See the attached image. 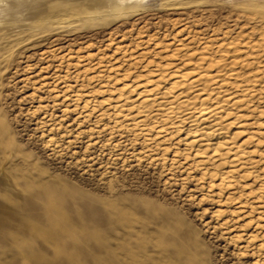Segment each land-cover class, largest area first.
I'll return each mask as SVG.
<instances>
[{"label": "rangeland", "instance_id": "rangeland-1", "mask_svg": "<svg viewBox=\"0 0 264 264\" xmlns=\"http://www.w3.org/2000/svg\"><path fill=\"white\" fill-rule=\"evenodd\" d=\"M0 264H264V0H0Z\"/></svg>", "mask_w": 264, "mask_h": 264}, {"label": "bare ground", "instance_id": "bare-ground-1", "mask_svg": "<svg viewBox=\"0 0 264 264\" xmlns=\"http://www.w3.org/2000/svg\"><path fill=\"white\" fill-rule=\"evenodd\" d=\"M170 83V82H169ZM176 83V82H175ZM175 86V84H174V81H172L170 84H169V88L171 89H173V88H175L174 87ZM146 91V90H145ZM140 94V93H139ZM181 95V94H180ZM212 95V94H211ZM158 95H156V96H147L148 98H144V100H143V102H145V106L143 107V108H145V107H148V108H150V107H152V106H154V105H156L157 103H158V101H159V98H160V96L159 97H157ZM184 97V96H183ZM177 98H179V96H174L173 97V100H170L169 101V103H168V101H166L167 102V106L168 107H166L167 108V110H172V108L174 107L175 108V104H177L176 102L179 100H177ZM190 98V97H189ZM189 98H188V100H184L183 101V103H184V105L183 106H185L186 108L184 109V110H182V112L184 111H187L186 113H184V114H190V110H191V108L193 107L194 108V102L195 101H193V100H189ZM198 98V97H197ZM196 99V98H195ZM181 100V99H180ZM142 102V101H141ZM147 102V103H146ZM160 102V101H159ZM179 102V101H178ZM182 102V101H181ZM165 103V102H164ZM201 103V102H200ZM204 104V103H203ZM161 105V104H160ZM178 105H180V104H178ZM142 106V105H141ZM140 106V107H141ZM157 106V105H156ZM177 106V105H176ZM211 105H209L208 107H205V105H204V107L202 106V108H200L199 109V112H198V114L197 115H195V116H193V117H188V116H185L184 114H183V120H188V127H189V129H188V131H187V135H188V141L190 140V142L192 143V144H196L197 145V152H202V153H204V152H206V151H208V152H210L211 153V156H213L214 158H216L217 160H221V159H223L222 157H223V155H225V154H230V152H238L239 151V147H236V146H234L233 144H231L230 142L228 143L226 140L227 139H225V137H223V130H222V128L221 127H218V122L217 121H219V120H214V114L215 113H217V112H215L216 111V107L214 108H211L210 107ZM164 107V106H163ZM164 107V108H165ZM138 108V107H137ZM159 108H160V106H159ZM161 108H162V105H161ZM163 108V109H164ZM218 108V107H217ZM221 107H219V109H220ZM223 108V107H222ZM151 109V108H150ZM141 110L143 111V109H141L140 108V110L138 109L137 111V113H139V114H141L140 112H141ZM146 111H149V109H145ZM161 110V109H160ZM159 110V111H160ZM181 110H180V108L178 109V111H176V112H181ZM223 110V109H222ZM222 110H220V112L222 111ZM152 111V110H151ZM174 111V110H173ZM172 111V112H173ZM219 111V110H218ZM134 112V111H133ZM160 112H162V110L160 111ZM159 112V113H160ZM167 112V111H166ZM181 112V113H182ZM136 113V114H137ZM152 113V112H151ZM135 114V115H136ZM149 115V114H148ZM159 115V114H158ZM179 115V114H178ZM177 115V116H178ZM182 115V114H181ZM180 115V116H181ZM216 115V114H215ZM179 117V116H178ZM182 119V118H181ZM221 119V118H220ZM220 122H222V121H220ZM219 122V123H220ZM239 146V145H238ZM239 153H240V151H239ZM234 155V154H233ZM231 157H233V158H231ZM230 158H231V162L233 163V164H235V168L236 167H241V166H243V164H242V162H240L241 160H240V158H239V154L238 153H236L234 156H231ZM229 158V159H230ZM222 161V160H221ZM222 164V163H221ZM232 167V166H231ZM224 174H228L227 172L226 173H223V175Z\"/></svg>", "mask_w": 264, "mask_h": 264}]
</instances>
